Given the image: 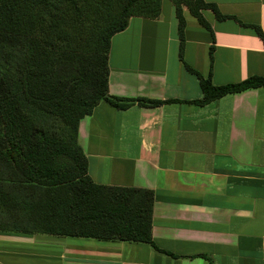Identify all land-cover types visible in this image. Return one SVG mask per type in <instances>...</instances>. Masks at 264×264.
I'll list each match as a JSON object with an SVG mask.
<instances>
[{
  "label": "crops",
  "instance_id": "crops-1",
  "mask_svg": "<svg viewBox=\"0 0 264 264\" xmlns=\"http://www.w3.org/2000/svg\"><path fill=\"white\" fill-rule=\"evenodd\" d=\"M204 29L187 8L183 61L214 85L264 77V0H204ZM196 23L190 22L189 18ZM213 37V39H212ZM213 47V61L209 51ZM174 8L134 17L112 37L108 91L121 99L176 100L117 109L100 102L80 120L78 145L98 185L154 194L150 244L0 233V264H264V88L207 105L179 58Z\"/></svg>",
  "mask_w": 264,
  "mask_h": 264
},
{
  "label": "trees",
  "instance_id": "trees-1",
  "mask_svg": "<svg viewBox=\"0 0 264 264\" xmlns=\"http://www.w3.org/2000/svg\"><path fill=\"white\" fill-rule=\"evenodd\" d=\"M179 58L195 75L207 105L223 96L264 88L263 76L214 85L183 61V7L211 33L204 0H169ZM162 0H0V233L92 238L150 244L154 194L95 184L78 145V125L100 102L117 109L154 108L176 100L121 99L108 91L112 37L130 19L155 20ZM255 30L264 45V35ZM212 36V33H211ZM213 39V37H212ZM213 47L209 57L212 65Z\"/></svg>",
  "mask_w": 264,
  "mask_h": 264
},
{
  "label": "rangeland",
  "instance_id": "rangeland-1",
  "mask_svg": "<svg viewBox=\"0 0 264 264\" xmlns=\"http://www.w3.org/2000/svg\"><path fill=\"white\" fill-rule=\"evenodd\" d=\"M189 18V17H188ZM190 22L196 23L195 20L191 19V17L189 18Z\"/></svg>",
  "mask_w": 264,
  "mask_h": 264
}]
</instances>
